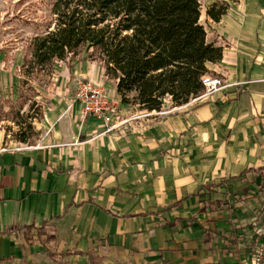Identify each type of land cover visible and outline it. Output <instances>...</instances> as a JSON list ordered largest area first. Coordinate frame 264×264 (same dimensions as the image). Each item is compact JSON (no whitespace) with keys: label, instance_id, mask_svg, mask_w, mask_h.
Instances as JSON below:
<instances>
[{"label":"crops","instance_id":"crops-1","mask_svg":"<svg viewBox=\"0 0 264 264\" xmlns=\"http://www.w3.org/2000/svg\"><path fill=\"white\" fill-rule=\"evenodd\" d=\"M222 1L227 11L215 21L207 9ZM200 2L208 40L223 47L209 73L225 85L150 112L121 102L101 62L69 59L84 60L72 68L78 79L117 100V125L109 131L103 119L84 116L76 84L70 100L49 97L33 122L34 143L12 141L0 152V264H259L264 0ZM7 76L0 99L19 83ZM14 225L45 226L55 238L7 233ZM79 251L94 252L98 263Z\"/></svg>","mask_w":264,"mask_h":264},{"label":"trees","instance_id":"trees-1","mask_svg":"<svg viewBox=\"0 0 264 264\" xmlns=\"http://www.w3.org/2000/svg\"><path fill=\"white\" fill-rule=\"evenodd\" d=\"M201 5L200 0H57L55 27L33 41L34 62L52 66L56 60L86 55L101 62L106 75L117 81L123 103L150 112L162 110L165 99L174 106L185 104L204 92L207 63L223 57V47L207 38ZM227 8L226 1L215 2L207 14L219 21ZM19 125L17 140L38 136L32 123L30 132L24 122ZM33 231L55 238L45 226L14 225L6 232H23L29 240ZM78 253L98 263L94 252Z\"/></svg>","mask_w":264,"mask_h":264},{"label":"rangeland","instance_id":"rangeland-1","mask_svg":"<svg viewBox=\"0 0 264 264\" xmlns=\"http://www.w3.org/2000/svg\"><path fill=\"white\" fill-rule=\"evenodd\" d=\"M56 1L0 0V83L5 75L9 76V83L11 75L19 78L14 94L0 99V138L10 133L11 140L19 141L15 134L21 128V121L24 122L26 132H30V123L37 131L33 123L36 120L32 117L39 114L37 119L41 118L49 97L60 94L70 100L80 81L73 74L72 68L84 60H56L52 66L42 67L34 62L35 37L52 30L58 20V14L53 10ZM98 64L101 66L100 62ZM62 82L65 85L59 87ZM110 83L113 81L110 80ZM134 95L131 93L130 96ZM169 101L165 99L164 105H173ZM37 138V135H33L29 142L34 143Z\"/></svg>","mask_w":264,"mask_h":264},{"label":"built area","instance_id":"built-area-1","mask_svg":"<svg viewBox=\"0 0 264 264\" xmlns=\"http://www.w3.org/2000/svg\"><path fill=\"white\" fill-rule=\"evenodd\" d=\"M205 86L204 92L198 97L209 95L225 85V80L215 74L207 73L203 76ZM74 101H78L84 116H97L103 119L107 124V130H113L117 124L112 119L118 112V103L108 92V90L100 83L89 79H82L77 83V88L73 96ZM11 134L8 133L0 147V152L8 150L11 145ZM21 142V141H19ZM29 143V142H25ZM39 145V144H38ZM254 221L257 225L264 223V205L254 215ZM264 235V234H263ZM257 257L259 264H264V237L257 247Z\"/></svg>","mask_w":264,"mask_h":264},{"label":"bare ground","instance_id":"bare-ground-1","mask_svg":"<svg viewBox=\"0 0 264 264\" xmlns=\"http://www.w3.org/2000/svg\"><path fill=\"white\" fill-rule=\"evenodd\" d=\"M38 126H39V124H38Z\"/></svg>","mask_w":264,"mask_h":264}]
</instances>
